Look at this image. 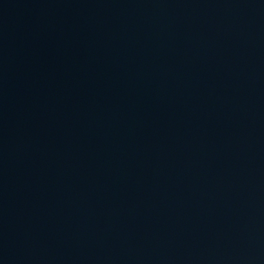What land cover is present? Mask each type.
Listing matches in <instances>:
<instances>
[{
  "label": "water",
  "instance_id": "obj_1",
  "mask_svg": "<svg viewBox=\"0 0 264 264\" xmlns=\"http://www.w3.org/2000/svg\"><path fill=\"white\" fill-rule=\"evenodd\" d=\"M0 264H264V0H0Z\"/></svg>",
  "mask_w": 264,
  "mask_h": 264
}]
</instances>
